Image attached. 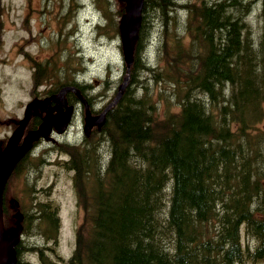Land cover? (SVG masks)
Listing matches in <instances>:
<instances>
[{"label":"trees","instance_id":"obj_1","mask_svg":"<svg viewBox=\"0 0 264 264\" xmlns=\"http://www.w3.org/2000/svg\"><path fill=\"white\" fill-rule=\"evenodd\" d=\"M226 1L201 7L191 0L182 6L174 0L145 3L130 83L135 70L145 69L151 80L144 83L152 82V95L145 89L135 96L126 88L107 113L100 132L104 136L94 146L109 147L102 175L98 168L93 173L89 150L81 157L73 153L67 170L75 172L73 184L84 218L67 264H232L242 256L241 227L257 241L255 255L264 256V222L254 220L250 207H245L253 188L243 153V143L256 140L253 129L261 119L264 34L259 48L246 59L248 26L228 15L232 5ZM101 3L109 21L107 2ZM169 6H174L171 15ZM152 8L162 22L160 45L166 57L162 65L147 69L140 57L146 13ZM175 9L188 11L185 31L175 22L180 20ZM29 61L36 68L33 95L43 98L72 85L87 96V87L68 81L78 72L68 62L60 67L57 60L48 66ZM161 68L166 69L159 72ZM41 85L51 88L37 93ZM222 85L228 91L221 90ZM81 181L90 183L88 192ZM165 202L168 210L161 219ZM46 216L53 218L54 212Z\"/></svg>","mask_w":264,"mask_h":264},{"label":"rangeland","instance_id":"obj_2","mask_svg":"<svg viewBox=\"0 0 264 264\" xmlns=\"http://www.w3.org/2000/svg\"><path fill=\"white\" fill-rule=\"evenodd\" d=\"M101 1L0 0V142L10 135L14 128V123L22 118L25 105L34 97L32 94L33 65L29 59L36 64L48 66L54 64L58 57L60 65H62V61L70 56L71 65L78 72L73 76H68V81H75L89 89L87 97L93 104V113L101 112L109 104V101L115 97L118 86L122 83L125 76V64L123 62L122 44L118 29L124 10L120 1L105 0V3L107 2L106 7L110 13L109 21L105 22L103 17L105 12ZM150 1L145 0L143 9L145 3ZM174 1L176 3L180 2V4H185V1L186 3L190 2V0ZM191 1H195L196 5L201 7L205 4L214 3L215 0ZM65 3L73 11V19L68 24L69 29H75V31L71 38L70 49L67 52H55L54 41L64 32L65 21L63 13ZM229 3L230 0H227L226 4ZM77 4L81 5L78 11ZM230 4L232 5V11L228 15L230 17L231 14L232 16L236 15L248 26L245 29L246 32L249 29V41L247 40L249 48L245 58L249 59L252 57L250 51L259 48V43L264 34V0H231ZM233 4H237L238 8H233ZM168 9H170L169 15H171L173 7L169 6ZM176 10L175 12L179 14L180 20L175 22H181L180 28H182L184 20L187 19L188 11L186 9ZM155 12L152 8V11L146 13L145 31L143 33L144 50H142L140 62L147 69H155L157 66L162 65V60L166 57L165 52L161 49L163 45H160V37H163L161 32L162 22L157 21L154 17ZM166 20L167 18L163 22ZM243 21H241V25ZM97 23L104 26L99 30L101 38L95 33ZM184 29H186V26ZM202 29L205 30V27H202ZM215 33L217 34L215 36H218L217 41H220L222 39L220 33ZM167 41L171 44L170 39H167ZM39 42L42 44L41 48H39ZM187 44L188 38H185L183 46L186 47ZM167 49L171 52V46H168ZM165 69L162 68L159 72ZM144 73L146 71L143 68L135 70L133 83L129 82L127 87L132 92H135V96H141L145 89L152 95V82L144 83V79L148 81L151 78H146ZM44 79L45 77L41 80L43 81ZM47 85H50V82H47ZM165 88L167 91L172 92L171 88ZM221 88V90L228 91L225 85H222ZM37 90L40 91L42 89ZM180 99L178 98V100ZM197 99L202 100L201 98ZM73 106L77 109L67 131L62 135L52 134V138L49 141H40L43 143L39 145V163L32 165L35 169L34 174L31 172L29 173V178H26L27 171L25 169L19 170V175L12 173L4 194L3 202L6 208L11 197L16 199L23 207L30 206L36 199H39V208L44 209L47 207V211H39V219L37 217L33 221V229L30 231L33 236L31 241L26 243L25 251L27 254L24 260L30 264H39L35 251L42 247L48 248L42 254L43 257L53 262L57 261L56 257L68 260L74 250L75 230L83 223L84 211L78 201L77 189L73 184L75 172L67 170L69 162L73 159V153L81 157L82 152L89 150L88 154L91 156L88 159L92 160L93 166H95L93 170L95 175L97 174L96 168L101 171L102 175L108 162L109 154L106 152L109 147L107 143L104 144L103 148H94L104 134L94 130L90 137L85 138L83 134L84 107L75 104ZM261 111V117H263L264 99L261 102ZM258 126L255 124L253 132H256ZM109 131L113 133L111 126ZM254 135L256 136L255 141L247 144L243 143V153L246 156L248 153L247 147L250 144H252L253 152H258L259 148H263L264 134L257 132ZM98 158L99 160H97ZM7 171L5 170L3 173L4 178L7 175ZM246 176L249 187L258 189V181L262 176H250L248 173ZM80 177H83L81 169ZM81 186H83L84 191L88 192L86 189L90 186V183L81 181ZM168 189H170L169 185L166 192H168ZM251 194L249 206L245 204V207H250L251 210H258V213H260V211L264 210V203L259 200V197L255 198L253 196V191ZM257 196H261V194ZM164 205L165 207L159 214L161 219L168 210V202H165ZM55 208L58 209L56 214L60 221L58 232L54 235V232L48 229L45 234L53 235L49 237L40 235L45 222L48 228L45 214L51 213ZM35 217L34 215V219ZM54 236L56 238L55 241L49 240L50 237L53 238ZM257 245V241L250 238L246 234L245 228L241 227L239 246L242 258L240 257L239 260L232 262V264H259L254 262L253 257Z\"/></svg>","mask_w":264,"mask_h":264},{"label":"water","instance_id":"obj_3","mask_svg":"<svg viewBox=\"0 0 264 264\" xmlns=\"http://www.w3.org/2000/svg\"><path fill=\"white\" fill-rule=\"evenodd\" d=\"M118 1H120L124 5V15L120 19L118 29L122 44V57L125 64V77L123 78L122 83L118 86L116 95L113 100L104 108V110L99 115H92L87 99L80 93L79 90L68 86L62 87L56 94H53L48 98H35L30 101L25 106V114L23 119L17 123V128L12 133V135L15 134V139L14 137L11 139L12 135L8 139V141L11 139L10 143H13L8 144L7 141L6 146L3 150L0 146V264H16V253L14 247L19 241V236L21 233L20 223L22 221L21 214H15L14 218L16 219V227L13 228V233H5L6 231L2 228L1 192L5 188L6 182L8 181L15 166L31 148L33 142L39 140L40 138L48 140L50 134L52 133V130H55L59 134L65 132L71 116L73 115L74 109L73 106L67 105L66 95L69 93H73L72 91L68 90V88L75 89V91L79 94L78 96H76L73 93L84 107L85 117L83 132L85 136L88 137L93 127H97L98 131L102 129L106 121V114L122 98L126 88L129 85L131 68L134 63L135 48L139 39V32L142 25L143 6L145 0H134L131 7L129 5V0ZM131 1L132 0H130V2ZM124 23L127 27L124 25ZM51 103H53L54 106H51ZM43 112L45 113V115H47V117L45 119H43V117L42 121L44 120L47 122L41 123L37 130L29 131L22 140L24 130L30 119L38 113L39 115H41ZM21 140L22 143L19 144ZM5 170L8 171L7 175L4 178L3 173ZM11 208L14 210L17 209V204L14 200H11Z\"/></svg>","mask_w":264,"mask_h":264},{"label":"flooded vegetation","instance_id":"obj_4","mask_svg":"<svg viewBox=\"0 0 264 264\" xmlns=\"http://www.w3.org/2000/svg\"><path fill=\"white\" fill-rule=\"evenodd\" d=\"M80 4H79V8L78 10H80ZM70 18V19H69ZM63 19L65 21L64 23V32L63 34L57 38L54 41V46H55V52L59 51V52H67L70 49V44H71V38L74 34L75 29H69V22L70 20L73 19V11L70 8V6L65 3L64 4V13H63ZM106 22V21H105ZM104 26L103 25H99L95 27V33L101 38V34L99 33V30H101ZM100 44V43H99ZM42 44H40L39 42V48H41ZM68 63L71 64V57H67L66 58ZM70 95V94H69ZM68 95V96H69ZM66 97L67 103L68 105H80L77 98L71 94V96ZM49 97V96H48ZM33 98H41V97H33ZM88 103L90 105L91 108V112L93 115H98L99 113H93L92 109H93V104L92 102L88 99ZM51 105H54L53 103ZM75 111H76V107L74 106ZM75 111H74V115H75ZM73 115V117H74ZM42 114L41 115H37L34 118H31L29 123H28V127L26 130H36L39 127V124L42 122ZM72 117V118H73ZM72 120V119H71ZM15 122V121H14ZM17 122V121H16ZM16 122L14 123V128L16 126ZM259 125L256 130L255 133L259 132L260 134H264V111H263V117H261L259 123L257 124ZM14 130V129H13ZM12 130V131H13ZM96 130L95 128L92 129V132ZM11 131V133H12ZM8 137H6L4 139V141L0 142L1 147L4 146L6 140ZM40 141V140H39ZM36 142L33 144V149L32 147L29 149V151L25 154L24 158L21 160L19 166H16V170L13 171V173L15 175H19V170L21 169H25V171H27L26 174V178H29V173L32 172V174H34L35 169L32 165H34L35 163H39V145H41L43 142ZM263 148H259L258 152H253V148H252V144H250L248 146V153H247V161H248V167H249V172L248 174L254 175V176H262L260 178V180L258 181V189H254L253 188V196L255 198L259 197L261 200V202L264 203V143H262ZM29 153V154H28ZM261 194V196H257ZM10 199H14V198H10ZM15 200V199H14ZM17 202V209L13 210L9 205L5 206L6 209V213L7 214H3V219H5V223L3 222V227L6 231L11 232L12 228L15 227V219L13 217V215L18 212L22 215V221H21V235H20V241L16 246V252H17V262L16 264H30L28 261L24 260L26 253V243L31 241L32 238V234H30V231L33 229V221L37 219H39V211H47V207L43 208H39V199L36 201H34L30 206L28 207H23L22 204H20L18 201ZM3 204L5 205V203L3 202ZM13 207V204H12ZM56 213V211L58 210L57 208L53 209ZM251 210V208H250ZM252 214L254 215V220H258V221H262L264 222V210L260 211V213H258V210H251ZM36 216L34 219V215ZM46 221L48 223V228L46 227V222L45 224H43V230L41 231L42 236L45 237H49L51 235H53L54 233H57L59 230V217L57 215L58 219H49L48 217H46ZM38 226V224H37ZM52 230L54 233L51 235H47L45 234L46 230ZM55 241V240H52ZM259 245H257V247L254 250L253 253V257H254V262L255 263H259V264H264V256H256L255 253L257 251ZM48 250V248L46 247H42L40 249H37L35 251V256L37 261L39 262V264H45L44 263V257H43V253L46 252ZM40 254L42 255V258L40 257ZM59 258V257H56ZM55 263V262H54Z\"/></svg>","mask_w":264,"mask_h":264},{"label":"bare ground","instance_id":"obj_5","mask_svg":"<svg viewBox=\"0 0 264 264\" xmlns=\"http://www.w3.org/2000/svg\"><path fill=\"white\" fill-rule=\"evenodd\" d=\"M133 1H134V0H132V1L130 2V0H129V5H130V7L132 6ZM172 1H173V0H172ZM191 2H192V1H191ZM175 3H176V2H175ZM177 3L180 4V2H177ZM185 3H186V1H185ZM170 4H171V3H170ZM182 4H183V3H182ZM174 5H175V4H174ZM180 5H181V4H180ZM175 6H176V5H175ZM181 6H182V5H181ZM250 6H251V5H250ZM76 7H77V11H78L79 4H77ZM173 7H174V6H173ZM185 7H187V6H185ZM182 8H183V7H182ZM175 10H176V9H175ZM261 10H262V9H261ZM176 11H177V10H176ZM181 12H182V11H181ZM177 14H178V13H177ZM180 14H181V13H180ZM183 14H184V12H183ZM178 15H179V14H178ZM186 15H187V14H186ZM247 15H248V14H247ZM247 15H246V16H247ZM250 15H251V13H250ZM172 16H173V15H172ZM176 17H177V16H176ZM248 17H249V16H248ZM178 18H179V17H178ZM104 20H105V19H104ZM177 21H179V20H177ZM185 22H186V21H185ZM180 23H181V22H180ZM201 23H203V22L201 21ZM258 23H259V22H258ZM99 25H100V24L97 23V26H99ZM124 25L126 26L125 23H124ZM178 25H179V24H178ZM201 25H202V24H201ZM202 26H203V25H202ZM126 27H127V26H126ZM161 27H162V26H161ZM181 27H182L181 29L185 28V26L183 27V25H182ZM200 27H201V26H200ZM179 29H180V27H179ZM176 30H177V29H176ZM260 30H261V29H260ZM157 31H158V29H157ZM184 31H185V30H184ZM180 32H181V31H180ZM180 32H179V33H180ZM182 36H183V34H182ZM200 36H201V35H200ZM175 37H176V35H175ZM202 37H203V36H202ZM177 38H178V37H177ZM180 39H181V38H180ZM177 40H178V39H177ZM200 41H201V40H200ZM202 41H203V40H202ZM178 42H179V40H178ZM162 43H163V42H162ZM200 43H201V42H200ZM203 43H204V42H203ZM205 43H206V42H205ZM201 45H202V44H201ZM204 45H205V44H204ZM201 47H202V46H201ZM156 48H158V47H156ZM195 49H196V48H195ZM201 49H202V48H201ZM205 49H206V48H205ZM143 50H144V49H143ZM197 50H198V49H197ZM193 51H196V50L193 49ZM203 51H204V50H203ZM203 51H202V52H203ZM196 52H197V51H196ZM196 52H195V53H196ZM145 53H146V52H145ZM159 53H160V52H159ZM159 53H157V54H159ZM192 53H193V52H192ZM196 54H197V53H196ZM146 55H147V54H146ZM189 55H191V54L189 53ZM200 55H201V53H200ZM162 56H163V55H162ZM159 57H160V56H159ZM185 57H186V56H185ZM144 58H145V57H144ZM157 58H158V57H157ZM186 58H187V57H186ZM192 58H193V57H192ZM192 58H191V59H192ZM57 59H58V57H57ZM160 59H161V58H160ZM188 59H189V57H188ZM191 59H190V60H191ZM157 60H158V59H157ZM186 60H187V59H186ZM190 60H189V61H190ZM65 61L68 62L67 59H65L64 61H62V65H60V60H57V62H58V66L63 67ZM144 61H145V60H144ZM197 61H198V60H197ZM191 62H192V61H191ZM199 62H200V61H199ZM150 64H151V63H150ZM190 64H191V63H190ZM69 65H70L73 69H75L71 64H69ZM195 65H196V64H195ZM35 69H36V68L33 69V74H34V72H35ZM161 69H162V68H161ZM144 74H145V73H144ZM147 75H148V74H147ZM145 77H146V76H145ZM49 87H50V86H47V85H46V86H44V85L38 86V87L36 88V92H37V93H40V92H42V91H46V90H48V89L51 88V87H50V88H49ZM65 87H66V86H65ZM68 87H73V88L79 90V88H77L76 86H72V85H71V86H68ZM61 88H62V87H61ZM37 89H42V90L38 91ZM75 89L68 88V90L72 91L76 96H78L79 94L75 91ZM79 91H80V90H79ZM33 93H34V92H33ZM73 93H70V94L74 95ZM80 93H81V92H80ZM75 95H74V96H75ZM82 95H83V94H82ZM33 96H35V94H34ZM38 96H39V95H38ZM38 96H35V97H38ZM48 96H50V95H48ZM48 96H46V97H48ZM76 96H75V97H76ZM83 96H85V95H83ZM46 97H43V98H46ZM86 113H87V112H86ZM46 117H47V115H45L43 119H45ZM49 120H50V119H49ZM49 120H48V121H49ZM43 122H47V121H44V120H43L42 123H43ZM46 124H47V123H46ZM14 136H15V134H13V135L11 136V139H12ZM11 139H10V140H11ZM10 140L8 141V144H12V143H13V142L10 143ZM1 157H3V156H1ZM33 215H34V214H33ZM74 247H75V245H74ZM73 251H74V250H73ZM241 258H242V257H241ZM235 264H237V263H235Z\"/></svg>","mask_w":264,"mask_h":264}]
</instances>
